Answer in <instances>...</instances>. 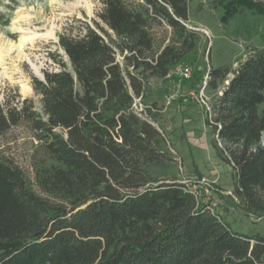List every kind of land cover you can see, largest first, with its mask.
Returning <instances> with one entry per match:
<instances>
[{"label": "trees", "instance_id": "obj_1", "mask_svg": "<svg viewBox=\"0 0 264 264\" xmlns=\"http://www.w3.org/2000/svg\"><path fill=\"white\" fill-rule=\"evenodd\" d=\"M212 1L227 4L226 22L264 16V0ZM189 3L102 0L93 24L59 34L66 59L51 54L57 68L33 77L41 105L0 102V139L26 127L40 159L33 183L0 152V264H264L263 236L233 231L153 171L168 159L135 105L196 49ZM210 76L209 88L228 83L208 124L246 211L264 215V48Z\"/></svg>", "mask_w": 264, "mask_h": 264}, {"label": "rangeland", "instance_id": "obj_2", "mask_svg": "<svg viewBox=\"0 0 264 264\" xmlns=\"http://www.w3.org/2000/svg\"><path fill=\"white\" fill-rule=\"evenodd\" d=\"M102 5V0H0V102L16 96L40 106L33 77L57 68L50 55L64 56L59 34L74 20L93 24ZM189 5L187 25L199 35L196 49L166 78H152L145 97L137 101V110L160 132L159 149L162 159H168L153 171L201 191L204 203L217 204L216 213L233 231L264 237V215L246 211L236 193L237 174L221 156L223 145L208 124L212 105L228 83L218 81V88H209L210 73L218 68L233 72L254 50L264 48V16L240 9L226 22L225 3L190 0ZM24 37L29 38L21 45ZM183 68L190 70L189 77ZM37 147L26 127L0 139V152L33 183L40 160Z\"/></svg>", "mask_w": 264, "mask_h": 264}, {"label": "built area", "instance_id": "obj_3", "mask_svg": "<svg viewBox=\"0 0 264 264\" xmlns=\"http://www.w3.org/2000/svg\"><path fill=\"white\" fill-rule=\"evenodd\" d=\"M182 73L185 77H189L190 76V70L188 68H183ZM138 101V100H137ZM135 107L137 108V106L135 105ZM264 145V142L262 143ZM181 184L185 185V183L180 182ZM186 186V185H185ZM186 191H189L191 193H193L198 201V205H200L201 207L205 208L206 210H208L209 212L218 215V218L222 219V217L216 213V208H217V204H213L212 206L209 204L204 203L205 202V198L202 195L201 191L195 190V189H191L190 187L186 186L185 187Z\"/></svg>", "mask_w": 264, "mask_h": 264}, {"label": "bare ground", "instance_id": "obj_4", "mask_svg": "<svg viewBox=\"0 0 264 264\" xmlns=\"http://www.w3.org/2000/svg\"><path fill=\"white\" fill-rule=\"evenodd\" d=\"M29 37H24L22 42H21V45L24 44L27 40H28Z\"/></svg>", "mask_w": 264, "mask_h": 264}]
</instances>
